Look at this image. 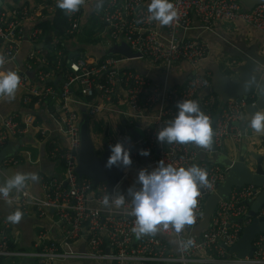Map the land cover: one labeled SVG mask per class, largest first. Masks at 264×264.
Segmentation results:
<instances>
[{"label": "built area", "instance_id": "2783aa9c", "mask_svg": "<svg viewBox=\"0 0 264 264\" xmlns=\"http://www.w3.org/2000/svg\"><path fill=\"white\" fill-rule=\"evenodd\" d=\"M169 2L173 3L177 17L168 25L150 19L151 0H83L78 11L63 10L66 27L62 36L53 38V46L61 42L73 54L90 18L101 24L99 36L103 41L94 44L102 51L100 56L78 52V58L69 59L61 72L62 52L55 51L56 62H49L42 49H36L40 29L33 27L26 38L22 29L24 22L35 24L43 18L44 10L53 11L57 0H49L37 10L0 9V55L5 57L0 68L15 65L13 71L20 77L15 95L19 94L26 109L33 106L27 109L28 113L12 111L2 116L0 151L32 130L46 145L47 158L56 169L54 177L40 178V197L31 194L28 181L19 191L13 190L7 197L0 195V203L14 211L48 222L47 226L37 228L30 249H23L12 223L0 218V264L14 258L35 264H264L262 233L252 242L255 251L251 258L230 253L253 221L250 206L261 193L254 185L232 187L227 198H220L216 204L208 228L197 236L192 233L203 219L206 197L217 194L231 165L237 161V157L228 155L230 146L239 148L248 140L245 108L257 101L256 92L224 102L211 91L212 73L204 67L211 49L201 34L211 32L218 22H240L264 37V4L246 11L238 0ZM192 30L199 31V35L190 36ZM24 39L32 49L19 65ZM121 44H126L135 57L106 54L113 45ZM180 78L182 83L174 82ZM5 98L8 97L0 96V102ZM181 100L197 101L210 118L214 133L211 149L192 142L157 141V132L176 117L177 102ZM43 103L52 107L51 128L33 114L34 108ZM82 109L88 120L97 118L107 123L102 137L104 150L96 151L93 145L97 160L107 150L111 152V146L118 142L130 151V166L114 165L121 169L122 178L111 194L105 184L94 185L91 179L76 174ZM113 115L119 122L112 120ZM135 130L140 135L137 139L132 134ZM142 149L151 154L140 155ZM221 159L232 164L220 165L217 161ZM161 160L165 166L197 165L206 169L211 187L200 190L194 209L195 223L189 225L190 230L184 228L176 233L171 225L167 230L161 225L155 235L137 238L132 231L136 218L130 215L132 198L128 189L138 190V172L153 170ZM21 162L17 156L3 159L0 173ZM119 194L125 195L124 206L116 208L111 199L110 206L103 205L106 195ZM259 217H264V204L256 212L255 218ZM188 240L192 241L191 246L183 247Z\"/></svg>", "mask_w": 264, "mask_h": 264}, {"label": "clouds", "instance_id": "9594fccd", "mask_svg": "<svg viewBox=\"0 0 264 264\" xmlns=\"http://www.w3.org/2000/svg\"><path fill=\"white\" fill-rule=\"evenodd\" d=\"M83 0H57V7L67 13L76 12ZM150 19L159 21L161 25H168L177 17V11L169 0H151L148 6ZM5 63V57L0 55V65ZM20 85L17 72L8 70L0 71V96L13 98ZM249 84L245 85V88ZM176 117L159 132L157 141L161 144L194 143L197 147L209 150L213 144V129L210 118L205 115L194 100H181L177 102ZM247 127L257 134H264V111H256L250 115ZM150 150L142 149L140 155L149 156ZM132 163L130 151L122 143L111 146V154L106 162V167L114 165L127 167ZM38 181L36 173H16L0 184V195L7 197L13 190L19 191L25 186L26 181ZM138 190L128 189L131 196L132 209L130 215L135 216V226L132 231L137 238L145 234L155 235L169 226L180 233L186 225L195 223L194 209L198 205L197 197L202 188H210L207 170L197 165L190 167H174L158 162V166L151 171L141 169L137 175ZM111 204L116 208L125 205V195H106L103 205ZM23 213L20 210L10 214L7 219L11 223H19ZM192 241L183 244L187 248Z\"/></svg>", "mask_w": 264, "mask_h": 264}, {"label": "water", "instance_id": "95a60500", "mask_svg": "<svg viewBox=\"0 0 264 264\" xmlns=\"http://www.w3.org/2000/svg\"><path fill=\"white\" fill-rule=\"evenodd\" d=\"M241 6L246 11H250L256 5L264 4V0H238ZM1 5V3H0ZM42 44L36 45V49H41ZM106 54H120L127 58L135 57L126 44L113 45ZM232 56L240 59L242 64L238 66L232 65L231 70L234 73H239L237 82H230L225 76L219 72L212 73V88L214 94L219 95L224 102L229 99H238L239 97L246 98L251 90H256L259 98L254 105H249L245 108V113L248 118L256 111L264 110V63L262 58L257 54L253 48L249 50H241L231 53ZM72 58L70 54L69 59ZM244 62V64H243ZM230 69V68H229ZM27 75L32 77V73L27 72ZM56 83V82H55ZM249 87L245 88V85ZM258 98V97H257ZM81 126L80 138L81 148L79 152V165L76 169V174L79 178L86 177L92 180L94 185L103 183L107 187L109 194L112 193L113 188L122 178V171L120 168L112 166L106 167V162L111 152L106 151L101 160L95 157L94 147L89 136V120L84 112L81 110ZM133 137L139 138V133L133 131ZM255 140V141H254ZM254 140L250 144H244L237 161L233 164L226 159L218 160L220 165H231L226 180L218 187L217 194L206 197L204 204L203 219L192 233L199 235L203 230L208 228L212 213L216 208V204L220 198H227L232 187H241L243 185H254L261 189L258 198L252 203L249 210V216L253 217L251 225L246 228L235 246L230 250V253H235L238 258H251L254 253L252 242L255 236L259 233L264 234V217L255 218L256 212L264 204V134H256ZM18 149V147H16ZM225 154V153H224ZM8 155L5 148L0 151V162ZM14 169V168H13ZM13 169L2 170L0 173V184H3L7 178L14 175ZM13 193V192H11ZM10 193V194H11ZM185 228L190 230V226Z\"/></svg>", "mask_w": 264, "mask_h": 264}, {"label": "crops", "instance_id": "0c3cea01", "mask_svg": "<svg viewBox=\"0 0 264 264\" xmlns=\"http://www.w3.org/2000/svg\"><path fill=\"white\" fill-rule=\"evenodd\" d=\"M49 0H18L16 4L12 2V0H0V9L4 8L6 10H10L14 7H22V8H29L30 10H37L38 7L45 5ZM88 21V20H87ZM90 23V22H89ZM197 25L196 21L193 22ZM88 25V24H87ZM34 23L33 22H24L23 23V33L24 38H26L29 32L33 29ZM86 30V26L83 28V31ZM199 31L192 30L190 32V36H197L199 35ZM79 38H81L79 36ZM201 38L204 39L209 45L211 49V53L207 63L205 64V68L210 72H219L222 76H225L230 82H237L239 73H232L230 75H225L220 70L221 66L226 68H231L232 65L238 66L242 64L240 59L231 55V53L238 52L241 50H249V48H253L257 54L262 58L264 62V37L263 35L250 28L245 26L240 22L234 23H225V22H218L215 24L213 30L211 32H204L201 34ZM80 40V39H79ZM78 45L77 48L81 49L82 51L94 56L95 58L102 54V51L97 48V46L92 47H82ZM40 43H38L39 45ZM32 46L30 43L24 39L20 45V54L17 60V64L21 65L24 62L26 55L30 52ZM42 49V48H41ZM244 64V62H243ZM15 65H8L6 67H1L0 71H8L14 69ZM203 67V69H204ZM264 68V63L262 64L261 68ZM183 78L174 80V82L182 83ZM256 90H251L249 94H255ZM258 93V92H257ZM256 93V94H257ZM248 94V95H249ZM247 95V96H248ZM257 100L262 96L260 94L257 95ZM240 98V97H239ZM257 102V101H256ZM12 111L28 113L26 107L21 105L19 94L14 95L13 98H5L0 102V122L1 118L4 114ZM264 111V110H260ZM81 112V111H79ZM37 116L38 121L46 125L47 127H53L54 123L52 122L53 114L51 105L49 106L48 103H43L34 108V112ZM244 122L245 125L248 124V116L244 114ZM247 131L248 140L244 142V144H250L257 133H255L250 127ZM255 141V140H254ZM243 144V145H244ZM239 148H235L231 145L228 155L232 158L239 157L242 146ZM18 147V149H16ZM28 149H22V148ZM8 155L5 158L17 156L21 158V164L17 167L10 168L13 169V173H25L31 174L36 173L39 176L38 181H31L28 180L29 183V190L31 194L36 197H40L42 194L41 186H40V178L45 175L48 177H54L56 174L55 164L47 158L46 154V145L42 143L40 137L35 135V133L30 130L28 134L24 137L12 140L10 143L5 147ZM2 159V160H3ZM1 160V161H2ZM236 162V161H235ZM9 169V168H8ZM7 169V170H8ZM15 211L5 203H0V218H7L10 214L14 213ZM47 221H40L33 219L32 216H28L23 214L22 219L19 223H12L13 231L20 235V245L23 249H30V245L34 239V235L38 231L41 225L47 226ZM27 263L32 264L33 262L27 261ZM35 264V263H33ZM83 264H91V263H83Z\"/></svg>", "mask_w": 264, "mask_h": 264}, {"label": "trees", "instance_id": "16d2710c", "mask_svg": "<svg viewBox=\"0 0 264 264\" xmlns=\"http://www.w3.org/2000/svg\"><path fill=\"white\" fill-rule=\"evenodd\" d=\"M14 4L18 0H12ZM44 17L38 20L34 27L40 29L41 33L39 36V42L42 44V52L46 55V58L49 62H56V57L54 55L55 51H61L63 58L61 61V70L60 72L67 67V61L69 60L70 54H72L67 48H65L61 42L57 45H52V40L55 37H60L63 35V32L66 27V16L63 13V10L59 7H54L53 11H43ZM72 58H78V52H82L81 49L73 50ZM33 106L30 104L27 109H32Z\"/></svg>", "mask_w": 264, "mask_h": 264}, {"label": "rangeland", "instance_id": "374dc122", "mask_svg": "<svg viewBox=\"0 0 264 264\" xmlns=\"http://www.w3.org/2000/svg\"><path fill=\"white\" fill-rule=\"evenodd\" d=\"M101 32H102L101 24L95 21L93 18H90V23L86 25V30L80 34L81 37L80 40L78 38L79 45H81L82 47H89V46L94 47V44H98V42L103 41V38L99 36ZM231 68L228 69L226 67L221 66L220 70L222 71L223 74L230 75L235 72L234 70H231ZM112 120L114 122H119V118L115 115L112 116ZM106 125H107L106 120H98L97 118L95 120H89V136L93 142L96 151L102 152L104 150L102 137L104 135V130L106 128ZM22 149H28V148L26 147ZM2 264H29V263H27L26 259L14 258L11 260H4L2 261Z\"/></svg>", "mask_w": 264, "mask_h": 264}]
</instances>
